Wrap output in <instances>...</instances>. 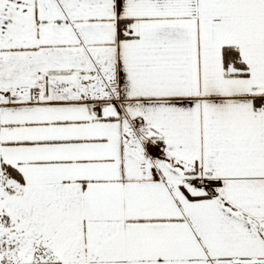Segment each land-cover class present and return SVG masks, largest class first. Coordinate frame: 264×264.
Returning a JSON list of instances; mask_svg holds the SVG:
<instances>
[{
    "label": "snow or ice",
    "instance_id": "obj_1",
    "mask_svg": "<svg viewBox=\"0 0 264 264\" xmlns=\"http://www.w3.org/2000/svg\"><path fill=\"white\" fill-rule=\"evenodd\" d=\"M0 264H264V0H0Z\"/></svg>",
    "mask_w": 264,
    "mask_h": 264
}]
</instances>
